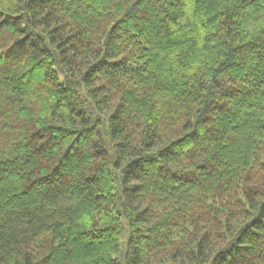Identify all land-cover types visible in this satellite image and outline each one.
I'll return each instance as SVG.
<instances>
[{
    "label": "trees",
    "instance_id": "16d2710c",
    "mask_svg": "<svg viewBox=\"0 0 264 264\" xmlns=\"http://www.w3.org/2000/svg\"><path fill=\"white\" fill-rule=\"evenodd\" d=\"M0 264H264V0H0Z\"/></svg>",
    "mask_w": 264,
    "mask_h": 264
}]
</instances>
